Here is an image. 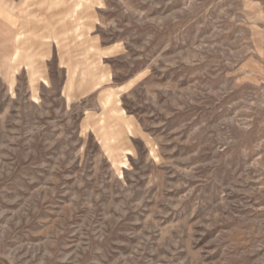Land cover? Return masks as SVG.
I'll return each mask as SVG.
<instances>
[{
	"label": "rangeland",
	"instance_id": "1",
	"mask_svg": "<svg viewBox=\"0 0 264 264\" xmlns=\"http://www.w3.org/2000/svg\"><path fill=\"white\" fill-rule=\"evenodd\" d=\"M0 264H264V0H0Z\"/></svg>",
	"mask_w": 264,
	"mask_h": 264
}]
</instances>
